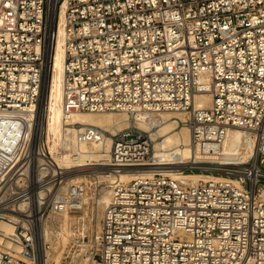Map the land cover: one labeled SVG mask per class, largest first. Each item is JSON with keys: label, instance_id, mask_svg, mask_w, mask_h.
<instances>
[{"label": "built area", "instance_id": "2783aa9c", "mask_svg": "<svg viewBox=\"0 0 264 264\" xmlns=\"http://www.w3.org/2000/svg\"><path fill=\"white\" fill-rule=\"evenodd\" d=\"M62 12L63 113L130 122L116 133L75 125L76 143L105 149L110 141V158L98 167L137 172L114 182L96 232L72 259L264 264V0H0V130L8 132L0 144V225L14 227L7 236L0 227V264H40L36 222L77 214L87 193L34 145L47 42L51 75ZM202 94L211 106L196 109ZM167 113L188 115L180 126L204 157H222L231 129L250 133L256 153L247 162L167 165L154 137ZM175 167L182 178L172 177ZM56 229V241L67 238Z\"/></svg>", "mask_w": 264, "mask_h": 264}, {"label": "bare ground", "instance_id": "6f19581e", "mask_svg": "<svg viewBox=\"0 0 264 264\" xmlns=\"http://www.w3.org/2000/svg\"><path fill=\"white\" fill-rule=\"evenodd\" d=\"M60 23L59 39L56 48L54 49L52 62L53 71L51 72V75L49 71V61L51 58L50 53L53 45L52 38H49L47 42L49 58L47 59L46 64L45 79L41 93L40 105L37 109L34 145L37 149H39L42 157L44 155V149L46 148V150L50 152V159L56 161L58 167L64 171L102 166L103 163H100V161H105L106 165V162L110 158L111 142L108 141L105 144V149L101 148L99 145L87 146L84 144H77L75 139L76 129L73 126H94L102 128L106 132L116 133L118 131H124L128 129L130 127V122L128 121V117L126 115H121L118 117L117 114L113 113H73L69 115L63 113V89L65 84V52L62 38L65 25V16L63 12L60 17ZM48 76L49 82H47ZM210 106V95L202 94L196 97V109H207L210 108ZM46 112H48V121L46 120L47 123L45 124V118H47V115L45 116ZM160 119L161 124L158 127L160 130L156 133V136H154L157 138H162L161 142H157V157L164 158V161H171V163L167 165L185 167L190 165L193 167L194 165L201 163L215 161H221L227 164L236 163L239 161L247 162L256 153V143L250 133L240 129H231L224 141L223 148L221 149L220 155L222 157H204L202 156L200 150L194 146L192 132L188 128L180 126L181 122L188 120V115L186 113H167L163 114ZM152 123H156V120H153ZM137 126L140 129H147L148 127L142 123H138ZM45 128L47 130L46 142L44 141L43 137V129ZM7 135V131L0 130L1 145L3 144V141L8 138ZM60 148H64L65 152L59 154ZM72 155H75V157ZM43 160L44 159L41 161ZM180 168L181 167H175V170L171 172L172 177L182 178L183 174L181 173L182 169ZM136 173V171H121L118 173L116 172V174L115 172L88 171L77 172L68 177L67 181L71 186L77 185V183L81 181L89 184L92 183L93 180L96 181L97 188L102 186L101 182L106 184V187L102 188L100 191V198H96L89 193H86L83 196L79 205L80 211L77 212V214L80 213L79 215H81L82 211H85V206L89 205L92 201L95 202V198L97 201L96 204L98 206L97 211L99 213L103 210L105 211L111 203L113 188L116 187L113 186L114 182L117 180L131 181L135 178V175H137ZM186 177L192 179L193 181H197L199 179L198 175L196 174L188 175ZM91 178L92 181H90ZM23 207L24 206H22V209ZM68 217H70V215L66 216L65 219ZM36 223V229L38 231L37 244L39 247V263L59 264V262L51 263L49 252H45L43 249L44 243L50 242L49 229L46 220L42 219ZM0 227L5 236L11 234L14 231V227L9 223H2ZM60 235L68 237L66 229L62 230ZM3 240L4 237L0 236V241Z\"/></svg>", "mask_w": 264, "mask_h": 264}, {"label": "rangeland", "instance_id": "374dc122", "mask_svg": "<svg viewBox=\"0 0 264 264\" xmlns=\"http://www.w3.org/2000/svg\"><path fill=\"white\" fill-rule=\"evenodd\" d=\"M117 115H118V117L121 116L119 114H117ZM45 124H46V122H45ZM159 130L160 129H157L156 132H158ZM44 140H45V142L47 141L46 138ZM158 141L161 142L162 138L159 139ZM156 145H157V142H156ZM100 163H102V162L100 161ZM68 171L69 170H67V172ZM72 171H74V172H72ZM88 171H90V172H96V171L104 172L102 170V168L97 166V167H88L85 169L82 168V169H78V170H70V172H68V175L72 174V173L75 174L77 172H88ZM105 172H106V168H105ZM193 174H195V173H189L188 175H193ZM67 178L65 180L68 183ZM90 181H92V178L90 179ZM79 183L87 185V187H86L87 193H89L90 195H93L96 198H100V191L102 190V188L106 187V184L101 182L102 186L100 188H97L96 181H94V180L92 181V183H89V184L84 182V181L78 182L77 184H79ZM90 184H91V186H90ZM12 190L15 191L16 189L13 188ZM96 198H95V202L92 201V202H90L89 205L85 206V211H82L81 215H79L80 213H78L75 215H71L70 217H68L66 219L61 218V219L56 221L57 222L56 224L53 223L52 221H46L48 229H49V236H50L49 237L50 238L49 243L51 245L53 244L52 245L53 248L50 251H48L50 254V257H51V263L59 262V264H78L75 261L77 259V257H75V259H72L73 254L74 253L76 254L77 251H80V249L77 248L78 249L77 250L76 247H80V246L88 243V239L93 234V232H96V230L100 224V220L102 218V215L104 213V210L101 211L100 213L97 211L98 206L96 204L97 203ZM95 206H97V207H95ZM97 217H98V219H97ZM57 226L60 229L59 231L66 229V232L68 235L67 238L56 241L55 236H56V232H58V229H56Z\"/></svg>", "mask_w": 264, "mask_h": 264}, {"label": "water", "instance_id": "95a60500", "mask_svg": "<svg viewBox=\"0 0 264 264\" xmlns=\"http://www.w3.org/2000/svg\"><path fill=\"white\" fill-rule=\"evenodd\" d=\"M53 31V29H51V32ZM49 68H50V61H49ZM47 82H49V76H48V81ZM47 86H48V84H47Z\"/></svg>", "mask_w": 264, "mask_h": 264}]
</instances>
